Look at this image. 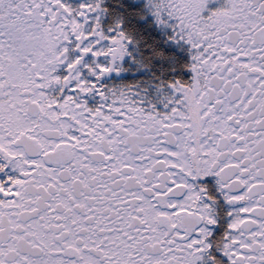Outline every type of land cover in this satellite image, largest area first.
<instances>
[{"label":"snow or ice","instance_id":"snow-or-ice-1","mask_svg":"<svg viewBox=\"0 0 264 264\" xmlns=\"http://www.w3.org/2000/svg\"><path fill=\"white\" fill-rule=\"evenodd\" d=\"M0 264H264V0H0Z\"/></svg>","mask_w":264,"mask_h":264}]
</instances>
